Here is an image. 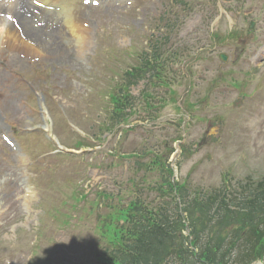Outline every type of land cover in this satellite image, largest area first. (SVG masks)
<instances>
[{"label":"rangeland","instance_id":"rangeland-1","mask_svg":"<svg viewBox=\"0 0 264 264\" xmlns=\"http://www.w3.org/2000/svg\"><path fill=\"white\" fill-rule=\"evenodd\" d=\"M188 1L191 10L174 9L178 11L179 26L162 46L161 56L166 59L163 74H168L178 96L185 97L186 101L182 99L181 105L184 102L191 104L197 116L187 118L184 127L179 123L178 129L172 132L163 129L164 125L169 126L170 118L177 119L170 104L169 115L166 111L153 124L137 122L134 115V130L126 134L120 132L121 136L117 135L101 149L114 145L120 153L131 154L139 152L142 144H147L148 148L154 145L166 153L168 148L165 149L163 143L169 134H184L192 143L206 136L199 144H192L190 157H177L181 180L190 173L189 186L192 189L214 181L218 183L222 166L241 179L255 178L264 172V61H261L264 58V0ZM217 2L224 11L221 17L217 12V18L213 20ZM172 3L173 0H99L95 5L87 4L82 12L83 26L87 24L89 33L86 48H79L76 43L60 37L57 47L49 44L53 55L36 56L41 60L35 64L24 59L14 61L11 56L8 61V54L12 55L14 51L7 49L3 52L6 67L0 71L6 72L0 80V87L5 86V78L14 71L20 76L13 74L16 83L13 82L12 86L16 95L11 99V107H0V120L9 134L19 131L16 136L27 153H24L26 158L13 153L0 136V178L6 177L0 189L3 202L0 220L4 224L0 228V264H32V258L40 257L47 260L45 263L54 264V258L64 259V254L59 251L63 245L58 244L68 245L72 234L64 231L61 222H53V217L45 214V210L57 207L71 212L63 200L69 198L74 184L89 186L87 189L118 192L120 183H124L121 181L136 176L134 169L130 168L133 158L122 160L118 155V158L113 157L103 151L92 159L100 167H88L89 155L84 158H48L54 155L48 153L56 146L41 129H36L42 123V113L33 92L23 84L24 75L29 76L31 85L38 92L44 93L60 127L57 131L63 137L69 141L79 139L81 134L72 125L98 132L109 106L110 90L121 82L126 70L139 63L144 51H150L156 38L162 35L160 33H166L161 18H166L165 10ZM46 20L55 28L64 26L61 18L48 16ZM252 20L256 22V38L249 43L246 37L242 39L244 47H248L243 52L237 47L231 49L229 40L216 42L215 31L225 37L233 25L234 30L243 29L246 34ZM26 28L31 35L39 29L37 23ZM222 51L229 55L227 61L220 59ZM257 54L255 61L261 63H254V59L247 63L249 56ZM222 72L228 74L227 80L210 87V80ZM234 77H238L239 82L248 83L243 88L245 103H239L243 112L237 119L231 118L230 125L225 127L221 111L230 112L232 100L240 96L232 87ZM146 85L157 92L158 87L154 85L158 82L147 78L133 85L131 93L137 97ZM227 98L229 100L224 104ZM63 111L67 120L63 119ZM50 114L52 116L51 111ZM170 146H173L172 142ZM144 160H150V156ZM172 160L177 166L176 158ZM154 174H150L148 181L153 180ZM90 197L95 195L90 193ZM152 197L155 198V194ZM41 225L43 230L39 233ZM80 228L83 237L89 238V223L83 222ZM37 245L49 248L50 255L44 254L42 249L34 251Z\"/></svg>","mask_w":264,"mask_h":264},{"label":"bare ground","instance_id":"bare-ground-1","mask_svg":"<svg viewBox=\"0 0 264 264\" xmlns=\"http://www.w3.org/2000/svg\"><path fill=\"white\" fill-rule=\"evenodd\" d=\"M8 3H7V2ZM5 4L3 0H0V43L6 44L11 49L18 50L25 55L39 54L52 56L53 52L49 51V44L58 45V38L56 35H62L63 38L70 42L76 43L79 48H86L89 38L88 30L83 27L82 24V5L78 4L77 0H42L45 7L39 8L34 5H29L28 12L25 9V3L27 0H6ZM35 1V0H32ZM23 5V14L21 17L24 21L32 20L31 22L43 21L49 16H62L65 26H59L52 32L49 30V23L43 24L42 35H31L23 27L24 22L18 19L17 13L13 10L15 7ZM50 6H54L57 10L50 9ZM49 11L58 13H48ZM51 16V17H52ZM30 22V21H29ZM42 28V27H41ZM53 36V39L51 38ZM48 37V39H46ZM4 97L3 101L5 105L10 102L8 98L12 95L7 89L2 90Z\"/></svg>","mask_w":264,"mask_h":264},{"label":"trees","instance_id":"trees-1","mask_svg":"<svg viewBox=\"0 0 264 264\" xmlns=\"http://www.w3.org/2000/svg\"><path fill=\"white\" fill-rule=\"evenodd\" d=\"M149 69L150 65L147 62ZM147 66V65H146ZM143 69V68H142ZM137 77L141 69L136 70ZM171 217H165L163 220L152 219L145 228L141 239L132 249L125 261L128 264H159L163 257L168 253L171 244H177L178 232L176 234L177 222ZM181 244V242H179ZM186 248H184V251Z\"/></svg>","mask_w":264,"mask_h":264},{"label":"snow or ice","instance_id":"snow-or-ice-1","mask_svg":"<svg viewBox=\"0 0 264 264\" xmlns=\"http://www.w3.org/2000/svg\"><path fill=\"white\" fill-rule=\"evenodd\" d=\"M86 2H96V3H98L99 0H86Z\"/></svg>","mask_w":264,"mask_h":264}]
</instances>
